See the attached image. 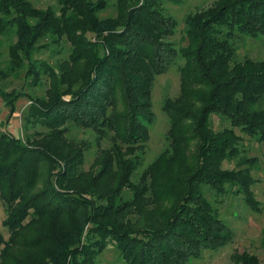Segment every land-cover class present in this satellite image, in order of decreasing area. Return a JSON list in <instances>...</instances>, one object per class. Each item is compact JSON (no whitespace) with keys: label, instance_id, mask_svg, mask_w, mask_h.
Segmentation results:
<instances>
[{"label":"trees","instance_id":"1","mask_svg":"<svg viewBox=\"0 0 264 264\" xmlns=\"http://www.w3.org/2000/svg\"><path fill=\"white\" fill-rule=\"evenodd\" d=\"M58 1L60 17L30 0H0V27L18 30L19 48L29 59L28 47L49 40L47 34L53 43L66 39L73 46L60 74L40 60L69 96L29 107L25 129L42 125L43 145L0 129L2 226L9 234L6 238L0 229V264H96L110 243L127 264H190L206 250L232 242L234 233L208 192L224 195L229 185L250 209L261 210L252 190L259 160L240 157L238 131L264 143V60L242 58L239 51L246 39L264 38V0H216L188 15L187 45L180 48L170 41L179 23L164 5L184 0H116L117 16L107 18L100 15L109 0ZM179 58L185 60L179 69L181 94L163 105L169 148L134 183L155 122L154 84ZM30 69L14 79L31 83L38 74ZM25 94L0 87V98L10 107L8 121ZM212 115L230 126L216 131ZM69 125L96 134L98 153L89 172L84 170L89 149L66 138ZM103 141L110 148H103ZM225 162L236 164L229 170ZM45 164L52 168L42 187L38 179ZM91 173L96 185L116 187L110 193L81 191L89 190L82 180ZM124 186L131 189L129 199L123 198ZM120 195L119 209L102 206ZM169 202L171 208H164ZM106 211L126 212L129 222L106 219ZM234 261L261 264L248 252L235 254Z\"/></svg>","mask_w":264,"mask_h":264},{"label":"rangeland","instance_id":"2","mask_svg":"<svg viewBox=\"0 0 264 264\" xmlns=\"http://www.w3.org/2000/svg\"><path fill=\"white\" fill-rule=\"evenodd\" d=\"M35 8H39L42 11H50L54 13V16L60 17L61 11L63 8L62 3L58 0H30ZM98 1V0H94ZM216 0H184L182 4H166L164 8L169 15L173 16L178 21V27L176 33L173 37L170 38L178 48L187 45V39L185 36L186 26L185 21L188 15L194 14L201 10H205L214 6ZM109 8L105 12L101 13L100 17H116L117 8L116 0H109ZM3 18L0 15V19ZM39 20V18H37ZM41 20V17H40ZM36 19H34L35 23ZM33 23V24H34ZM32 24V25H33ZM120 30V29H117ZM17 29L8 27L2 29L0 27V74L4 76L0 80V87L4 90L10 92L14 88L25 92V95H22L20 100L16 103V113L10 121L9 118V109L4 105L2 99L0 98V129L2 132H11L13 135L20 137L24 142L27 141L28 136L32 140H38L36 143L43 145L39 141L43 135H45V129L42 125H35L34 128L30 127L28 131L25 129L24 118L28 114L29 107L36 103V101H52L55 97H63L69 99V96L65 95L66 87L58 86L57 88V79L51 80V76L46 67L41 65L40 60H46L50 65L56 68V73L60 74V64L62 61H66L70 54L73 52V46L66 39H62L57 43L52 42L51 35L44 40L40 39L37 44H34L32 47H28V50H32V57L29 59L27 50L19 48L21 42H19V37ZM239 51V55L242 58L251 57L256 60H264V38L253 40L246 39V42L243 43ZM14 52H16L17 58H13ZM31 55V54H30ZM36 60V61H35ZM31 62H34L31 64ZM185 60L179 58L174 64L171 65L169 71L166 74L159 76L156 79V82L152 91V102H153V112L155 115V122L149 126L150 131V141L147 144V148L143 155V166L137 170V172L132 176V182H138L142 172L145 168L154 162L158 156L169 148V140L167 133L170 128V120L166 113L163 111V105L167 99H176L181 94L180 86V67L183 66ZM31 68V69H30ZM35 71L38 75L29 79L31 83L26 84L22 78L14 79L15 76L20 75V73H25L28 70ZM82 68L80 67L78 71ZM50 76V77H49ZM60 88V89H59ZM19 93V92H18ZM58 93V94H57ZM198 109V108H197ZM210 122L213 125L216 131L222 130L226 127H229L230 123L226 120H221L217 115H212L210 117ZM228 124V125H227ZM238 134L242 138V142L239 145L241 148V155L248 156L250 158L256 157L259 160L257 168H254L253 177L258 180V182L252 187V190L255 193L257 200L260 202V211H254L250 209L244 199L243 195L237 194L233 191L229 185H227V193L224 195H216L211 193L208 187H204V191L208 192L210 198L214 202L215 206L218 208L221 219L228 225V227L233 231L234 238L233 241L228 243L226 246L219 250H206L200 259H194L190 264H237L234 261L235 254H242L248 252L250 254L256 255L261 264H264V143L260 144L255 139H252L246 135L241 134L238 131ZM71 142L79 143V145L84 144L86 150H88L86 155V163L84 166L85 171H90L91 165L93 164L95 157L98 153V148L95 142L96 134L92 131H86L78 127H71L69 125V133L66 135ZM111 144L109 141H103V148H110ZM238 157V158H240ZM236 162L233 164L230 162L224 163L225 169H233ZM52 168L51 164H45L42 166L40 171V176L38 179V184L42 187L45 184L47 175L49 174ZM99 167L97 168V170ZM94 169L91 170L93 174ZM92 173L86 176L82 180V183L89 190H81L83 192H90L94 188L98 192L110 193L112 189L116 187L113 182H106L104 185L99 186L94 182V175ZM91 178V179H90ZM76 187V186H75ZM125 196L124 199H129L131 197V189L124 186ZM73 187L68 186V190H72ZM121 195L115 197L112 201H103L102 206L106 208H112L116 206V209H119L117 205L121 204ZM176 203V199H174ZM171 202V201H170ZM164 205V208H171V203ZM106 219L115 220L118 224H124L129 222L127 213L121 215H116L114 211H106ZM5 219V212L3 205L0 201V229L5 234V237L8 238L9 234L6 229L3 228L2 222ZM86 225L84 229L83 241L85 236L88 235V227ZM132 229L137 228L138 226L133 224L131 225ZM96 264H127V262L122 258L120 252L117 250L114 244H108L103 250L102 254L96 259Z\"/></svg>","mask_w":264,"mask_h":264}]
</instances>
